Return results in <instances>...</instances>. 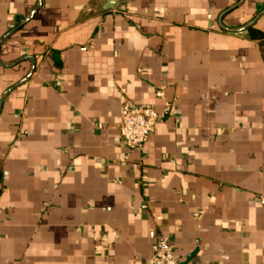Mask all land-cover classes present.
Wrapping results in <instances>:
<instances>
[{"label": "crops", "instance_id": "0c3cea01", "mask_svg": "<svg viewBox=\"0 0 264 264\" xmlns=\"http://www.w3.org/2000/svg\"><path fill=\"white\" fill-rule=\"evenodd\" d=\"M105 5L0 0V264H264V0Z\"/></svg>", "mask_w": 264, "mask_h": 264}, {"label": "built area", "instance_id": "2783aa9c", "mask_svg": "<svg viewBox=\"0 0 264 264\" xmlns=\"http://www.w3.org/2000/svg\"><path fill=\"white\" fill-rule=\"evenodd\" d=\"M156 95L162 98L161 92ZM159 120L160 116L152 106L124 103L119 133L126 147L130 150H143ZM146 264H180V262L174 256L168 241L160 238L154 244L152 256Z\"/></svg>", "mask_w": 264, "mask_h": 264}, {"label": "trees", "instance_id": "16d2710c", "mask_svg": "<svg viewBox=\"0 0 264 264\" xmlns=\"http://www.w3.org/2000/svg\"><path fill=\"white\" fill-rule=\"evenodd\" d=\"M250 36L253 40L258 41L262 56L264 58V32L250 30Z\"/></svg>", "mask_w": 264, "mask_h": 264}, {"label": "water", "instance_id": "95a60500", "mask_svg": "<svg viewBox=\"0 0 264 264\" xmlns=\"http://www.w3.org/2000/svg\"><path fill=\"white\" fill-rule=\"evenodd\" d=\"M120 0H106L104 10L110 11L115 9Z\"/></svg>", "mask_w": 264, "mask_h": 264}]
</instances>
